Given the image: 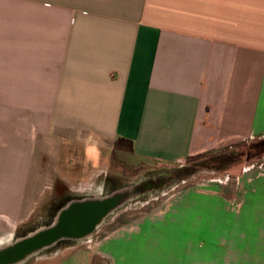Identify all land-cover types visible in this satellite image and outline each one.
<instances>
[{"label":"crops","instance_id":"1","mask_svg":"<svg viewBox=\"0 0 264 264\" xmlns=\"http://www.w3.org/2000/svg\"><path fill=\"white\" fill-rule=\"evenodd\" d=\"M263 139L264 0H0V255L47 194L124 205L109 170L120 143L171 166ZM167 209L29 264H176L171 243L213 264L205 243L171 242ZM226 239L229 264H264V229L211 244Z\"/></svg>","mask_w":264,"mask_h":264},{"label":"rangeland","instance_id":"2","mask_svg":"<svg viewBox=\"0 0 264 264\" xmlns=\"http://www.w3.org/2000/svg\"><path fill=\"white\" fill-rule=\"evenodd\" d=\"M117 150L109 170L115 177L116 186L121 187L128 197L124 205L94 228V241L102 244L104 238L135 227L149 216L167 211L171 204V242L173 239L181 241L176 244L177 248L190 239L194 242L193 248L196 244L205 243L207 250L212 251L213 264L222 258L229 264L232 255L228 239L222 244L211 243L224 234L264 229V145L260 146L258 141L236 143L222 149L227 150L226 153L222 152L216 158L211 153L198 155L171 166L135 160L131 157L128 143H120ZM150 179L158 186L148 187ZM58 201L49 194L43 196L34 216L22 226L19 235L31 237L48 229L51 220L48 217L49 207L56 206ZM38 215L40 217H36ZM64 246L67 244L51 250H38L29 256L22 255L12 264H25L26 260L29 264L32 258L52 255ZM173 246L171 243L172 261L190 264L184 257L180 261L181 255L172 250ZM161 247L169 245L162 243ZM198 253L205 256V249ZM140 256L143 259L153 258V261L156 259L157 264H166L161 254ZM192 257L196 261L193 264H204L206 261L205 257L199 262L194 254Z\"/></svg>","mask_w":264,"mask_h":264},{"label":"water","instance_id":"3","mask_svg":"<svg viewBox=\"0 0 264 264\" xmlns=\"http://www.w3.org/2000/svg\"><path fill=\"white\" fill-rule=\"evenodd\" d=\"M118 206L119 202L117 200L115 201L114 199H104L102 201L91 200L90 202L87 201L81 205H78V208L75 209V211L70 210V214L68 216L69 220L63 222V224L61 223L59 225L55 223L51 228H48L43 232L31 237H25L8 252L1 254L0 264H12L16 262V260L20 259L22 255L29 256L38 250L53 246L59 240L66 238V236L74 235L79 222H82L84 217H92L91 220H86L90 221V226L87 225V228L93 230ZM87 233H85L83 236H87Z\"/></svg>","mask_w":264,"mask_h":264},{"label":"flooded vegetation","instance_id":"4","mask_svg":"<svg viewBox=\"0 0 264 264\" xmlns=\"http://www.w3.org/2000/svg\"><path fill=\"white\" fill-rule=\"evenodd\" d=\"M151 180V179H150ZM148 184H149V186L148 187H157L158 185H154V182L153 181H150V182H147ZM166 183V182H165ZM148 184H146V185H148ZM144 188H142V190H143ZM115 190V189H114ZM113 192H116L117 193V190H115V191H113ZM112 192V193H113ZM112 193H109V192H107L106 193V196H109L110 194H112ZM112 196H114V195H112ZM119 195H117L116 197L114 196L113 198L111 197V195L109 196V197H101V198H99L98 200L99 201H102V200H104L105 198V200H108V199H111L112 198V200L114 199L115 201L116 200H118V198H120V197H118ZM111 197V198H110ZM91 200H93L91 197H88V198H85V197H81V198H67V199H64V200H59L58 201V203L56 204V206H54V207H49L50 208V210H49V212H48V217H51V220H50V225H48L47 227L48 228H51L55 223H57V224H63V222H66L67 220H69V212H70V210H74L75 211V209H77L78 208V205H81V204H83V203H85V202H90ZM94 201H95V199H94ZM76 217H77V215H76ZM92 218V217H91ZM91 218H88V217H84L83 219H82V222H79V223H82V224H79L78 226H77V229H76V231H75V233H74V235H71V236H66V238H63V239H61V240H59L58 242H56L53 246H51L50 248H47V249H45V250H51V249H54V248H57L58 246H60V245H64V244H67V245H70V244H72V242L73 241H75V239L77 238V237H79V236H83L85 233H93V232H95L94 231V229L93 230H90V228H87V225L88 226H90L89 224H90V221L89 220H91ZM105 218H108V217H105ZM104 218V219H105ZM86 219H89V220H86ZM89 222V223H88ZM102 224V223H101ZM100 226V225H99ZM98 226V227H99ZM88 229V230H87ZM87 233V234H88Z\"/></svg>","mask_w":264,"mask_h":264},{"label":"trees","instance_id":"5","mask_svg":"<svg viewBox=\"0 0 264 264\" xmlns=\"http://www.w3.org/2000/svg\"><path fill=\"white\" fill-rule=\"evenodd\" d=\"M124 142V141H123ZM258 143H259V145L260 146H262V145H264V139L263 140H259L258 141ZM226 151L227 150H222V149H220V150H216V151H210V152H207V153H205V154H202L201 156H203V155H206V154H212V155H215L214 156V158H216L217 156H219V154H222V152H225L226 153ZM257 152H259V151H257ZM260 153V152H259ZM222 157H224L223 155H222Z\"/></svg>","mask_w":264,"mask_h":264},{"label":"bare ground","instance_id":"6","mask_svg":"<svg viewBox=\"0 0 264 264\" xmlns=\"http://www.w3.org/2000/svg\"><path fill=\"white\" fill-rule=\"evenodd\" d=\"M135 206V205H134ZM133 207V206H132ZM46 254V253H45ZM48 254V253H47ZM44 256V255H43ZM34 261V260H33ZM32 262V261H31Z\"/></svg>","mask_w":264,"mask_h":264}]
</instances>
